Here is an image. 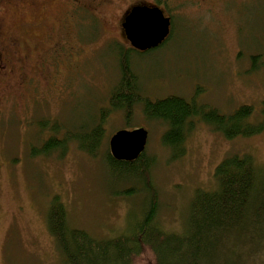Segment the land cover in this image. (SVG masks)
I'll return each instance as SVG.
<instances>
[{"label":"rangeland","instance_id":"1","mask_svg":"<svg viewBox=\"0 0 264 264\" xmlns=\"http://www.w3.org/2000/svg\"><path fill=\"white\" fill-rule=\"evenodd\" d=\"M136 4L157 5L172 17L163 46L130 53L144 97L178 95L228 114L251 105V119H261L264 0H0V43L9 47L10 65L0 71V264H68L47 225L54 195L71 228L98 239L133 231L147 190L141 180L110 173L109 140L118 129L148 130L155 221L169 232L188 231L191 202L198 190L216 189L215 169L225 157L250 154L264 165V131L228 139L198 115L185 155L173 159L162 140L167 124L147 118L142 103L128 122L120 110L106 117L94 154L77 142L64 156L32 154L50 133L44 121L57 120L62 134L100 121L120 82V50L132 47L122 23ZM255 209L264 219V208ZM252 228L230 238L224 261L214 264L225 262V252L228 264H264V234Z\"/></svg>","mask_w":264,"mask_h":264},{"label":"trees","instance_id":"2","mask_svg":"<svg viewBox=\"0 0 264 264\" xmlns=\"http://www.w3.org/2000/svg\"><path fill=\"white\" fill-rule=\"evenodd\" d=\"M132 51L142 52L132 47L120 50V82L110 95L109 108L102 110L100 121L93 128L66 129L64 134L57 120L52 126L49 121L42 122L41 128L50 133L43 143L32 146L33 155L56 151L64 156L72 142H77L79 149L94 154L105 135L106 117L120 110L128 122L137 103L143 104L147 118L167 124L162 140L172 150L173 159L185 155V141L195 125L191 118L197 115L228 139L264 131V102L262 117L256 121V116L251 119L254 116L251 105H242L228 114L178 95L155 101L144 97L136 83L138 75L130 65ZM107 153L114 179L144 183L148 197L144 214L136 221L132 232L98 239L84 229L71 228L64 203L59 195H54L48 208L47 225L68 264H214L218 260L224 261L225 244L227 247L230 238L239 232L246 234L249 227H253L254 234H264V219L255 209L264 208V165H259L252 155L231 154L217 165L214 173L216 189L197 191L190 205V228L186 233H179L166 231L155 221L158 193L151 179L152 160L147 158L145 151L134 161L117 160L110 151ZM226 260L225 252V262L219 264H228Z\"/></svg>","mask_w":264,"mask_h":264},{"label":"water","instance_id":"3","mask_svg":"<svg viewBox=\"0 0 264 264\" xmlns=\"http://www.w3.org/2000/svg\"><path fill=\"white\" fill-rule=\"evenodd\" d=\"M122 27L131 46L146 51L166 40L171 31V18L159 6L136 4L128 11ZM148 137L144 127L119 129L110 137L111 154L117 160L134 161L146 149Z\"/></svg>","mask_w":264,"mask_h":264},{"label":"flooded vegetation","instance_id":"4","mask_svg":"<svg viewBox=\"0 0 264 264\" xmlns=\"http://www.w3.org/2000/svg\"><path fill=\"white\" fill-rule=\"evenodd\" d=\"M8 48L9 47L7 45H3V44L0 43V71H2V69L4 67H7L8 68L10 66L8 64V61L5 62V60H7V57L4 54V53H6V51L8 50Z\"/></svg>","mask_w":264,"mask_h":264}]
</instances>
